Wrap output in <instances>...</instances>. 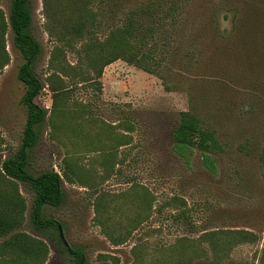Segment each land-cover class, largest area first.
I'll list each match as a JSON object with an SVG mask.
<instances>
[{"label": "rangeland", "instance_id": "374dc122", "mask_svg": "<svg viewBox=\"0 0 264 264\" xmlns=\"http://www.w3.org/2000/svg\"><path fill=\"white\" fill-rule=\"evenodd\" d=\"M135 1L104 5L117 15L110 11L93 27L94 36L101 38ZM227 2L192 0L187 31L171 40L161 78L117 59L102 68L99 89L91 81L70 84L51 106L45 76L61 67L69 76L57 74L67 82L74 73L68 64L82 75L88 68L64 44L54 49L63 25L74 18L70 0H28L29 31L39 44L32 71L42 84L34 101L46 115L27 151L26 170L59 174L61 201L44 204L41 214L60 224L66 246L56 228L31 226L32 191L20 181L15 182L24 199L23 221L11 232L42 240L43 264H75L68 247L83 254V264H97L99 254L110 264H264V167L257 158L264 145V95L254 98L253 114L243 113L239 103L249 92L247 81L257 82L258 74L245 71L247 59L230 50L234 9ZM8 7L9 0H0L5 16ZM72 44L78 49L79 42ZM4 49L0 162L17 149L25 118L23 85L16 78L23 60L9 28ZM228 86L237 90L234 105ZM182 110L193 111L202 126L214 130L222 148L215 173L200 165L197 150L187 162L172 152L171 130ZM243 136L249 137V155L235 149ZM7 187L0 176L1 204ZM173 195L184 204L168 205ZM6 256L9 250L0 243V258Z\"/></svg>", "mask_w": 264, "mask_h": 264}, {"label": "trees", "instance_id": "16d2710c", "mask_svg": "<svg viewBox=\"0 0 264 264\" xmlns=\"http://www.w3.org/2000/svg\"><path fill=\"white\" fill-rule=\"evenodd\" d=\"M123 1L126 0H70L74 18L63 25L62 32L56 37V42L60 45L54 49H60L64 44L78 57V65L84 63L88 70L82 75L77 73V68L68 64L74 73L67 82L57 74L60 72L67 77L68 74L61 67L45 76V84L51 92V106H55L57 100L66 96L70 84L91 81L99 89L102 68L117 59L161 78L160 68L171 48V40L175 39V35L179 37L184 34L183 29L187 31L186 21L191 16L192 0H137L117 16L118 19L107 27L101 38L95 37L93 27L107 19L110 11H115L117 15L114 8L110 10L104 5L119 7ZM228 1L233 5L229 9H234L232 27L227 36L230 50L239 51L247 59L245 71L254 76L258 74V83L254 79L247 81L245 88L250 93L247 92V97L239 103L244 109L243 113L250 115L255 109L254 98H258V93L264 95V0ZM93 7L97 8L96 11ZM30 20L28 0H9L6 16L0 9V69L8 62L4 34L9 28L11 43L23 60L16 71V78L23 85L20 101L25 106L20 143L11 156L0 162V176L8 185V192L3 195L4 204L0 202V238L7 237L0 243L9 250V256L0 258V264H37L35 261L43 264L46 254V245L42 240L24 232H11L21 225L24 211V199L19 194L15 181L26 184L32 191L29 208L31 226L38 231L45 228L57 229L56 226H60L56 220L41 214L44 204L56 206L61 201L59 174L52 169H45L31 175L26 170L27 151L37 142L36 128L46 115L45 109L34 101L42 84L32 71V63L39 53V44L29 31ZM72 42H79L78 49ZM254 85L262 88H255ZM228 87L232 97L231 105H234L238 94L232 96V92L237 90L235 86ZM125 127L131 129L132 126L127 123ZM171 143L172 152L185 162L197 150L200 165L209 173H215L216 154L222 151L221 145L214 130L202 126L193 111L178 112L177 122L171 130ZM235 149L245 155L251 154L249 137L243 136ZM257 158L264 167V145L257 152ZM173 201L184 204L182 198L174 195L166 203L169 205ZM65 250L72 255L75 264H83V254L79 250L70 247ZM97 257L100 259L97 264H110L104 254Z\"/></svg>", "mask_w": 264, "mask_h": 264}, {"label": "water", "instance_id": "95a60500", "mask_svg": "<svg viewBox=\"0 0 264 264\" xmlns=\"http://www.w3.org/2000/svg\"><path fill=\"white\" fill-rule=\"evenodd\" d=\"M56 227H57V231H58V237H59L61 243L63 244V246H66V243H65V241L63 239V236H62V233H61V230H60V226L57 225Z\"/></svg>", "mask_w": 264, "mask_h": 264}]
</instances>
